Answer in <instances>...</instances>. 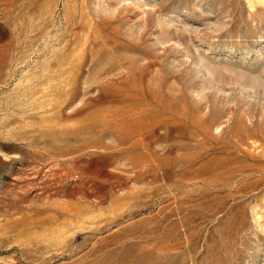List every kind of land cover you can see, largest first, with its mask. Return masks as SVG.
Instances as JSON below:
<instances>
[{"label": "rangeland", "instance_id": "374dc122", "mask_svg": "<svg viewBox=\"0 0 264 264\" xmlns=\"http://www.w3.org/2000/svg\"><path fill=\"white\" fill-rule=\"evenodd\" d=\"M0 264H264V0H0Z\"/></svg>", "mask_w": 264, "mask_h": 264}, {"label": "bare ground", "instance_id": "6f19581e", "mask_svg": "<svg viewBox=\"0 0 264 264\" xmlns=\"http://www.w3.org/2000/svg\"><path fill=\"white\" fill-rule=\"evenodd\" d=\"M141 113H142V112H141ZM116 122H117V121H116ZM98 138H99V137H98ZM133 141H134V140H133ZM135 141H136V140H135ZM135 141H134V143L137 142V141H136V142H135ZM148 141H149V140H148ZM138 142H139V141H138ZM138 142H137V143H138ZM148 143H149V142H148ZM130 144H131V143H130ZM115 145H116V144H115ZM129 146H130V145H128V147H129ZM137 148H138V147H137ZM129 150H130V152L133 151V150H136V146H135V145H134V146H131V147L128 149V151H129ZM137 151H138V150H137ZM125 153H127V152H125ZM128 153H129V152H128ZM122 154H123V153H122ZM129 154H130V153H129ZM131 154H132V153H131ZM131 154H130V155H131ZM130 155H129V156H130ZM132 155H133V154H132ZM132 155H131V158L133 159V156H136V155H133V156H132ZM139 157H140V155H139ZM139 157L136 156V158H135V157H134V158H135V160H137V158H139ZM129 158H130V157H129ZM142 159H143V157L141 156V161H142ZM135 160L133 159V160H132V161H133L132 163H134ZM130 161H131V160H130ZM139 161H140V160H139ZM104 163H105V162H104ZM138 163H139V162H138ZM136 166H137V165H136ZM144 166H145V165H144ZM144 166H143V167H144ZM137 167H138V166H137ZM137 167H135V169H136ZM141 168H142V166H141ZM145 168H146V166H145ZM137 169H138V168H137ZM146 170H147V168H146ZM146 170H145V171H146ZM143 171H144V170H143ZM138 172L140 173V171H138ZM141 172H142V171H141ZM138 175H141V174H137V176H138ZM128 179H129V178H128ZM96 183H97V182H96Z\"/></svg>", "mask_w": 264, "mask_h": 264}]
</instances>
